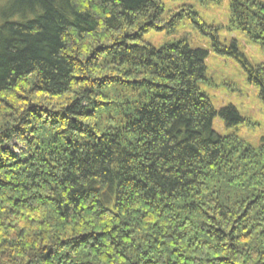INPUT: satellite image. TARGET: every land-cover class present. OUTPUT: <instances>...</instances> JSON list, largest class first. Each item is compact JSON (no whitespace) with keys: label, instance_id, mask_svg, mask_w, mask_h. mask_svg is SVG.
<instances>
[{"label":"trees","instance_id":"obj_1","mask_svg":"<svg viewBox=\"0 0 264 264\" xmlns=\"http://www.w3.org/2000/svg\"><path fill=\"white\" fill-rule=\"evenodd\" d=\"M229 9L264 49V2ZM187 20L264 103V64L190 5L0 0V264H264V144L214 131L243 119L206 49L143 40Z\"/></svg>","mask_w":264,"mask_h":264},{"label":"rangeland","instance_id":"obj_2","mask_svg":"<svg viewBox=\"0 0 264 264\" xmlns=\"http://www.w3.org/2000/svg\"><path fill=\"white\" fill-rule=\"evenodd\" d=\"M264 2V0H262ZM166 9L171 11L181 6L194 7L208 23L222 26L219 37L223 44L230 46L236 41L253 65L264 64V49L251 42L239 30H229L230 0L206 2L201 0H163ZM179 21L175 32L170 30L151 31L143 40L159 47L166 41L185 39L192 46H199L208 51L206 59L207 80L201 89L210 97L214 108L237 109L243 122L236 127H227L217 116L213 121V129L220 135L235 133L254 146L264 144V103L259 98V88L248 80V73L236 59L216 53L209 45V38L203 35L193 24Z\"/></svg>","mask_w":264,"mask_h":264}]
</instances>
